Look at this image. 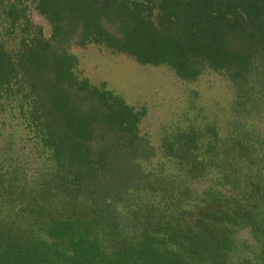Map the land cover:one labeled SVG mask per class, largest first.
<instances>
[{"label": "trees", "instance_id": "trees-1", "mask_svg": "<svg viewBox=\"0 0 264 264\" xmlns=\"http://www.w3.org/2000/svg\"><path fill=\"white\" fill-rule=\"evenodd\" d=\"M73 43L219 73L229 115L154 145ZM0 264H264V0H0Z\"/></svg>", "mask_w": 264, "mask_h": 264}, {"label": "rangeland", "instance_id": "rangeland-1", "mask_svg": "<svg viewBox=\"0 0 264 264\" xmlns=\"http://www.w3.org/2000/svg\"><path fill=\"white\" fill-rule=\"evenodd\" d=\"M30 12L33 22L49 38V21L34 6ZM12 44L8 48L13 49ZM69 51L78 58L80 74L95 84L106 83L129 104L148 108L140 127L143 133L149 134L154 145L160 143L164 128L185 119L187 111L193 116L201 109L210 118L221 120L229 115L234 92L219 73L211 71L196 82H186L166 65L141 64L133 56L104 46L73 43Z\"/></svg>", "mask_w": 264, "mask_h": 264}]
</instances>
